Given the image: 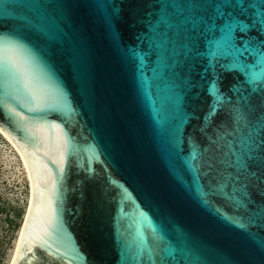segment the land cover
<instances>
[{"label": "water", "instance_id": "1", "mask_svg": "<svg viewBox=\"0 0 264 264\" xmlns=\"http://www.w3.org/2000/svg\"><path fill=\"white\" fill-rule=\"evenodd\" d=\"M27 2L0 0V131L32 178L12 264H264L238 226L264 238V167H228L264 108L237 123L239 78L217 66L211 116L206 60L166 66L155 29L180 0Z\"/></svg>", "mask_w": 264, "mask_h": 264}, {"label": "snow or ice", "instance_id": "2", "mask_svg": "<svg viewBox=\"0 0 264 264\" xmlns=\"http://www.w3.org/2000/svg\"><path fill=\"white\" fill-rule=\"evenodd\" d=\"M21 2L29 7L27 0ZM178 7L179 14L160 15L155 29L166 66L178 63L177 58L181 55L206 60L205 74L208 71L214 73L208 89L214 97L209 107L211 116L216 114L217 105L225 97L220 91L221 75L215 73L217 66L234 74L239 79L229 86L228 91L236 93L238 103L244 108L234 106L233 111L237 113V123H247L246 111H256L252 100L254 96L260 98L261 108H264V0H180ZM3 15L4 8L0 7V16ZM245 16L249 17L248 22H245ZM20 19L24 24L30 23L27 17ZM252 32H255V40L249 35ZM7 76V67L0 65V85L8 80ZM241 88L248 95H241ZM6 95V90L0 95V107L8 106ZM226 102L232 104L231 97ZM258 129L264 132V113L242 139L239 152H231L235 160L229 162L228 167L249 172L253 179L259 181L262 175L258 170H253V163L264 167V155H261L264 153V136H257ZM233 181L238 183L239 176L222 175L220 190L224 191ZM124 193L126 198H130L127 189ZM238 226L248 233L257 248L264 251V238L249 231V226Z\"/></svg>", "mask_w": 264, "mask_h": 264}, {"label": "rangeland", "instance_id": "3", "mask_svg": "<svg viewBox=\"0 0 264 264\" xmlns=\"http://www.w3.org/2000/svg\"><path fill=\"white\" fill-rule=\"evenodd\" d=\"M29 183L24 165L0 133V264H8L27 207Z\"/></svg>", "mask_w": 264, "mask_h": 264}, {"label": "bare ground", "instance_id": "4", "mask_svg": "<svg viewBox=\"0 0 264 264\" xmlns=\"http://www.w3.org/2000/svg\"><path fill=\"white\" fill-rule=\"evenodd\" d=\"M0 133L6 138V140L12 145L14 150L19 155V157H20V159H21V161H22V163L24 165V169H25V172H26L27 180H28V183H29V194H28V199H27L26 211H25V214L23 216V223L21 224V227L19 229V232H18V235H17V239H16V242H15V247H14V249L12 251V254L10 256V260H9V263H8V264H12L13 259L15 257L16 252H17V249H18L19 240L21 238V235H22V232H23V228H24V225H25V222H26V219H27V216H28L29 208H30L31 195H32V178H31V174H30L29 168L27 166V163L25 162L24 158L22 157V155L19 152V150L17 149V147L9 140V138L5 134H3L1 131H0Z\"/></svg>", "mask_w": 264, "mask_h": 264}]
</instances>
